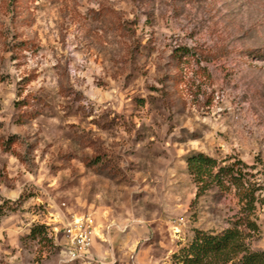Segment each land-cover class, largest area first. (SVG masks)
<instances>
[{"label": "rangeland", "instance_id": "rangeland-1", "mask_svg": "<svg viewBox=\"0 0 264 264\" xmlns=\"http://www.w3.org/2000/svg\"><path fill=\"white\" fill-rule=\"evenodd\" d=\"M193 152L249 166L264 250V0H0V264H172L240 211Z\"/></svg>", "mask_w": 264, "mask_h": 264}, {"label": "trees", "instance_id": "trees-1", "mask_svg": "<svg viewBox=\"0 0 264 264\" xmlns=\"http://www.w3.org/2000/svg\"><path fill=\"white\" fill-rule=\"evenodd\" d=\"M185 163L187 173L198 187L195 199L213 188L234 187L240 211L221 230L195 229L191 240L172 254V264H264V250L251 249L248 242L251 234L258 230L255 210L260 203V187L248 170L249 166L239 159L219 161L202 152L190 153ZM16 207V201L2 203L0 213L6 214ZM35 232L36 228L30 229L32 237Z\"/></svg>", "mask_w": 264, "mask_h": 264}, {"label": "built area", "instance_id": "built-area-1", "mask_svg": "<svg viewBox=\"0 0 264 264\" xmlns=\"http://www.w3.org/2000/svg\"><path fill=\"white\" fill-rule=\"evenodd\" d=\"M65 254L68 259L85 255L93 244L95 227L91 218L77 217L62 227Z\"/></svg>", "mask_w": 264, "mask_h": 264}, {"label": "crops", "instance_id": "crops-1", "mask_svg": "<svg viewBox=\"0 0 264 264\" xmlns=\"http://www.w3.org/2000/svg\"><path fill=\"white\" fill-rule=\"evenodd\" d=\"M93 244H94V241H93ZM93 244H92V246H93ZM92 246H91V247H92Z\"/></svg>", "mask_w": 264, "mask_h": 264}]
</instances>
